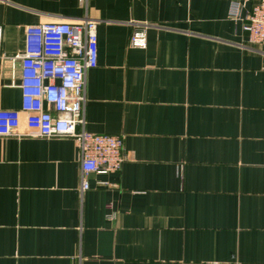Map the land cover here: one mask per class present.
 Here are the masks:
<instances>
[{"label":"crops","instance_id":"1","mask_svg":"<svg viewBox=\"0 0 264 264\" xmlns=\"http://www.w3.org/2000/svg\"><path fill=\"white\" fill-rule=\"evenodd\" d=\"M230 1L0 0L8 57L28 24L96 20L85 127L134 154L81 192L72 137L0 136V264H264V44ZM19 82L0 59V109Z\"/></svg>","mask_w":264,"mask_h":264},{"label":"built area","instance_id":"2","mask_svg":"<svg viewBox=\"0 0 264 264\" xmlns=\"http://www.w3.org/2000/svg\"><path fill=\"white\" fill-rule=\"evenodd\" d=\"M228 14L242 21L249 43L264 44V0L245 12L243 0H231ZM26 36L22 54L8 57L0 45V59L10 62L22 92L19 109H0V136L72 137L80 149L83 192L90 187L89 173L116 172L134 159L122 135L98 134L85 127L86 73L98 65L97 22L86 18L28 24ZM130 43L145 47V29L134 30Z\"/></svg>","mask_w":264,"mask_h":264}]
</instances>
